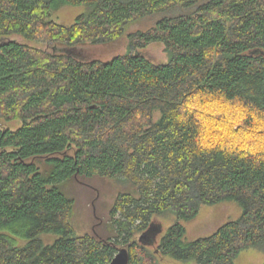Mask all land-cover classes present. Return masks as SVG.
Masks as SVG:
<instances>
[{"label": "trees", "instance_id": "16d2710c", "mask_svg": "<svg viewBox=\"0 0 264 264\" xmlns=\"http://www.w3.org/2000/svg\"><path fill=\"white\" fill-rule=\"evenodd\" d=\"M65 4L85 12L49 19ZM142 17L157 20L109 60L66 52ZM0 37V120L19 122L0 126V264H108L120 248L128 264H158L141 241L167 214L155 251L174 259L235 264L264 250V0H0ZM152 42L166 63L138 51ZM93 177L123 186L112 235L76 234L58 187ZM226 200L237 219L185 239L179 219Z\"/></svg>", "mask_w": 264, "mask_h": 264}, {"label": "rangeland", "instance_id": "374dc122", "mask_svg": "<svg viewBox=\"0 0 264 264\" xmlns=\"http://www.w3.org/2000/svg\"><path fill=\"white\" fill-rule=\"evenodd\" d=\"M83 5H62L53 11L49 19L70 25L75 18L84 13ZM157 18L142 17L129 23L123 34L116 40L105 44H85L78 47H71L66 52L79 59H99L109 60L114 55L123 53L128 41L129 34L136 31H146L155 24ZM6 37H0V43ZM138 51L147 59L154 63L162 64L168 61V54L161 42H152L145 47L138 48ZM19 122L0 120V126L11 129L16 128ZM44 167V166H42ZM59 189L68 197L74 200V207L71 213V223L76 234L88 232L100 233L104 236L111 234L109 224V212L113 205L114 198L119 190L123 188L115 180L108 178L93 177L90 179L81 178L79 181L71 180L58 184ZM96 197L93 203L92 198ZM242 209L235 200H226L214 204H204L199 208L198 213L190 219L180 221L185 227V239L193 240L205 237L213 233L220 225L227 221L237 219L241 215ZM175 216L171 214L154 216L150 224V229L146 239L141 243L155 252L158 264H196L193 259L178 260L169 255L155 251V247L161 240L166 229L173 224ZM108 223V224H107ZM112 235V234H111ZM57 237L56 234H42L44 243L52 242ZM140 240V237H137ZM264 250L250 247L243 250L235 260V264H263Z\"/></svg>", "mask_w": 264, "mask_h": 264}, {"label": "water", "instance_id": "95a60500", "mask_svg": "<svg viewBox=\"0 0 264 264\" xmlns=\"http://www.w3.org/2000/svg\"><path fill=\"white\" fill-rule=\"evenodd\" d=\"M108 264H128V256L126 250L124 248H120Z\"/></svg>", "mask_w": 264, "mask_h": 264}]
</instances>
